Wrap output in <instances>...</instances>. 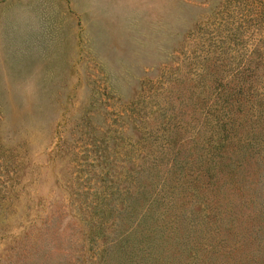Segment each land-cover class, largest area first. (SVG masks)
<instances>
[{"label": "rangeland", "instance_id": "374dc122", "mask_svg": "<svg viewBox=\"0 0 264 264\" xmlns=\"http://www.w3.org/2000/svg\"><path fill=\"white\" fill-rule=\"evenodd\" d=\"M231 90L264 110V0H0V264H202L217 204L264 258V160L208 182Z\"/></svg>", "mask_w": 264, "mask_h": 264}, {"label": "trees", "instance_id": "16d2710c", "mask_svg": "<svg viewBox=\"0 0 264 264\" xmlns=\"http://www.w3.org/2000/svg\"><path fill=\"white\" fill-rule=\"evenodd\" d=\"M253 94L254 92H250L249 94L245 95L243 93V90H231L227 93V95L222 97L223 105L222 110L218 116L219 122L217 125V132L219 129L221 131L216 136L217 143L215 145L212 144V142H210L209 140H207V143L210 147L215 145L213 148L214 154L216 156L214 165L207 166V168L209 169L213 168L212 172H210V176H215L216 179L213 181L209 180L208 182L214 183V181H217L218 188H215L217 191H219L220 186H223L226 182H229L230 180H234V178H244L247 173V169H251L248 168L250 167L249 165L252 164V161H249L250 159H252L257 164V166L254 168H257L259 163L264 160V156L259 155L260 152H257V154L254 152L255 150L251 147L253 144L250 140V137H259L261 134L257 129H255V123L259 122V117H261L260 114H263L264 110H259L260 112H256L250 106L247 107L243 105L245 99H253ZM246 123L249 127L246 126ZM240 127H245L246 132L240 134ZM199 143L200 142H198V144ZM232 144H234L235 146L234 149H231ZM201 146L205 147L204 143ZM181 151V148H175V150L173 151V156H176L177 153L181 154ZM155 199H157V197L152 196V214L155 211H159V208L163 204H166L164 200ZM207 206L209 205L207 204L205 206L201 204H196L192 207V210H195V212H197L198 210L205 209ZM217 206L220 209V219L211 228H214L213 234L218 233L220 236L218 237L215 244L209 242L210 245L203 244L201 246V248L205 251L206 254V257L203 259L202 264H219V251L224 249L226 251H221V253H225V257H228L223 260L224 262L221 264L264 263V258H261L262 254H259L256 251H245L244 253L245 248L243 246L248 245V238H246L245 236L242 237V234H240L236 242H233L232 239H229L233 237L236 228L240 229V226L244 227L246 224L242 225L240 222H236L237 219H233V217L230 216L232 213L236 212L235 210H230L226 207L220 208V204H217ZM166 207L170 206L166 204ZM225 215L230 216L229 224L224 223L222 220ZM155 217L160 216L156 215ZM249 219L253 220L255 218L252 216ZM154 221L156 222L157 220L155 219ZM166 222L167 221H165L164 224H166ZM157 231L158 230L155 227L152 228V264H178L180 250L171 248L167 250V248H165L164 246L162 238V235H164V230L160 231L162 235ZM228 245L229 247H227ZM158 246H160V248H158ZM118 256L121 258L118 263L124 264L122 261V255ZM127 259L132 264L131 258L127 257Z\"/></svg>", "mask_w": 264, "mask_h": 264}]
</instances>
